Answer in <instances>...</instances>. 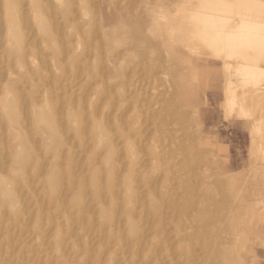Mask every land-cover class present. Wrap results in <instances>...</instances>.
<instances>
[{
  "label": "rangeland",
  "instance_id": "374dc122",
  "mask_svg": "<svg viewBox=\"0 0 264 264\" xmlns=\"http://www.w3.org/2000/svg\"><path fill=\"white\" fill-rule=\"evenodd\" d=\"M31 1L13 0L11 4L18 24L26 35V46L21 55L7 46L6 4L4 0H0V101L11 96L5 89L9 84L10 93L24 105L18 124L24 134L22 138H18L15 133L10 132L13 126L1 113L0 104V191L3 180L9 183L3 187L14 191L12 200L0 195V264H208L207 258L210 255L203 235L208 226L190 223L191 219L194 221L200 208H205L203 212L209 213L223 204L225 214L221 219L217 218L219 226L214 230V235H224L225 238V229L229 226L236 228L239 220L246 214V209H243L239 196L229 200L220 190L216 193L217 197L215 194L212 199L202 201L196 197L185 207V186L188 183L193 187L197 186V191L200 185H196L200 177L197 164L200 175L206 174L204 177L211 182L228 181L229 176H232L239 180L241 190L247 188L252 174V167L248 163L249 131L241 128V121L225 119L221 101L217 99V91L214 89L203 94L202 102L197 108L185 104L184 98L186 100L187 96L185 92L183 95V90L178 86L173 88L175 79L170 74L179 67L183 68L184 64L178 67L173 63L171 65L167 60L168 55L162 49L153 50L150 57L146 58V62H153L155 68L149 71L137 65L126 68V55L130 53L127 49L119 50L113 57L102 54L107 34H113V27L104 29L106 32L102 30L103 8L125 19L137 15L145 0H62L61 5L57 0H35L53 27L57 40L63 43L59 53L54 52L52 42L38 32ZM150 1L156 3L159 0ZM162 1L164 4L168 2H160ZM174 1L169 0V3ZM156 12L152 19L144 18L142 21L146 30L152 29L151 20H155L154 30L157 31V26L168 18L165 10L162 12L167 16L161 11ZM73 33L76 34L74 38H69ZM77 36L86 44L78 58L75 54V45L79 43ZM97 59L101 61L97 78L89 82L87 72ZM161 67L168 68L170 73L162 72ZM22 74L25 78L21 82L18 76ZM170 80L173 82L171 85ZM153 86H156L155 89ZM103 87L105 92L94 97ZM117 88L123 89L121 95ZM173 90L180 92L173 94ZM47 99L51 102L45 109L49 114L56 115V126L62 135L57 142L48 135L39 133L32 121L33 111L43 108ZM80 100L84 105L79 110ZM93 100L96 103H92ZM107 103L111 104V109H108L105 116L109 124L107 129L113 136L112 145L116 147L115 150L104 147L97 152V138L91 125L94 118H101V111ZM167 105L172 107L169 112H176L178 108L179 113L181 111L182 115H186L187 124L184 123V118L183 124L181 123V113H169ZM180 108L186 112L183 113ZM69 109L77 110V117L85 124L80 136L82 141L68 127L64 116ZM165 113L169 115L166 114L167 118L163 119L166 117ZM157 122L159 124L155 126L154 123ZM168 129L170 130L167 131ZM201 131L204 140L210 137L209 141H216L218 145L213 146L207 140L202 148L199 147ZM164 136L170 140L173 138L172 141L177 137L178 143H172L169 139L164 143ZM196 136L197 146L189 139ZM187 139L188 144L192 142V148L198 152L189 146L191 143H183ZM44 140L50 143L47 150L43 147ZM128 145H132L134 149L137 147L139 151L141 149V157L137 162L139 164L136 163V186L129 192L130 195L138 190V196L134 193L136 197L130 205L125 199L128 196L124 187V178L134 166L126 154ZM187 147L196 153L190 149L191 155L193 154L191 156ZM223 147L228 149L226 155L219 151ZM22 151L26 152L25 161L18 164L15 159ZM109 155L113 159L110 166L104 160ZM91 156L94 157L93 161H89ZM225 158L229 159L223 160ZM200 160L203 163L199 164ZM188 163H192V167L189 168ZM53 171L57 172L55 196L48 185ZM243 175L247 176L244 178ZM95 177L96 190L93 185ZM200 189L203 188L200 186ZM103 208L109 211L108 217L101 214ZM129 220L136 224L135 233L129 230ZM187 243H191L192 247L190 256L184 255L181 250ZM255 246L247 245L243 252L232 251L229 256L238 263L243 255H253L248 249L254 248L257 264H264V246Z\"/></svg>",
  "mask_w": 264,
  "mask_h": 264
},
{
  "label": "bare ground",
  "instance_id": "6f19581e",
  "mask_svg": "<svg viewBox=\"0 0 264 264\" xmlns=\"http://www.w3.org/2000/svg\"><path fill=\"white\" fill-rule=\"evenodd\" d=\"M4 1L6 4L5 11H6V26H7V43H8L7 46L9 47L10 50L22 55V53L24 52L25 46H26L25 45L26 35L24 31L22 30V28L20 27V25L18 24V19H17L16 14L13 13V10L11 7L13 0H4ZM160 1L161 0L158 1L159 3L158 2L154 3L150 0L143 1V4H142L143 6L141 7V11L138 12L137 15H134L132 17H127L125 19H122L117 13L116 15L114 12H109L107 8H103L102 10V17H103L102 18L103 19L102 28L103 29L102 30L103 32H106L104 31V29L113 27V30H112L113 34L112 35L111 33L107 34L106 39H105V49H102L103 51L102 54H105L108 57H113L115 53L120 52L119 50L123 48L127 49L130 53L126 55L127 56L126 57L127 60L125 59V62L127 64L126 68L128 66L129 68H131L132 66L137 65L138 67H143L144 69H147L149 71L152 68H154L153 66L154 64L151 61L146 62V58L150 57L149 55L153 50L158 51L159 49L160 50L162 49V51L166 52V54L168 55L167 60L168 62H171V65L173 63L174 65L178 67V66H181V64H184L183 68L180 69L179 67V69L175 71H173L172 69L173 67H172L171 69L173 72L171 73H170V70L166 67H161V69H162V72L170 73L174 77L173 79H175V81L172 80L174 82V87L172 86L173 88H175V85H176L180 89L183 90V95L185 92V95L187 96L186 100L184 98L185 102L183 101L185 104L189 106L191 105L192 107L197 108L202 102L203 94L207 92V90L214 89L217 91L216 92L217 99L221 101L220 106L223 109V115L225 119L229 121L232 119L241 121L242 122L241 128L244 127L249 131L250 148H249V162L248 163H249V167H252V172H251L252 174L249 177L250 182L247 188L244 186L245 189L241 190L240 185L238 184L239 180L237 181L236 180L237 178L232 177V176H229V178L227 179L228 181H221V182L218 181V183L211 182L209 179L207 180V177H204L206 174L204 176L202 174L200 175L201 171H199V166L196 164L197 169H198L197 173L200 172L199 173L200 177L198 178V183H196V185L197 184H200V185L197 191L195 190L197 187L196 185H195L196 187H193L192 184L188 183L185 186V190H186L185 193L187 194L185 207H188L191 203V200H193V198H196V197L200 201H202L203 199H206V200L212 199V196L215 195L218 190L224 193L225 196L229 198V200L232 197L234 198L235 196L236 197L239 196L241 198L240 199L241 202H243L242 203L243 209L244 210L246 209L244 211L246 214L245 215L243 214L244 217L239 220V224L236 228L230 227L228 225L229 227L225 229V235L227 233L225 238L223 237L224 235L223 236L214 235V233H216L214 232V230L217 229L219 226L217 224V221H218L217 218L220 217L219 219H221V216L225 214L226 208L223 204L218 205L212 212H209V213L208 212L204 213L203 211L205 210V208H200L199 213H198V216L200 217L197 216L195 217V219L193 218L194 221L191 219L190 223L195 222V224L197 225L207 224L208 226L207 230H205L203 233V235L206 237L205 246L209 250L208 254L210 255L209 257L207 256L208 254L206 255L208 257L207 259H209L208 264H257L258 263L256 259L257 256H255L256 249L254 248L248 249L249 252L253 254L254 256L246 255L245 257L243 255L241 261H239L238 263H235L232 260V257L229 256L232 254H229V253L232 251H237V250H240L241 252H243L244 248L247 247V245L255 246V245L260 244L264 246V57H262V54H261L262 45L259 43L258 39L256 38L255 32L251 31V28L253 25L264 23V8H261L260 6L262 3H264V0H175V1L172 0L174 1L172 2V4H170L168 0V2L166 1L167 3H169L168 5H166L167 4L166 2L164 4L163 3L164 1L162 2ZM31 2H32L33 11H34L35 24L37 26L38 32L41 33L45 39L52 42V47H53L52 49H54V52H57V53L61 52L62 51L61 46L63 45V43L62 41L57 40V36L54 33L53 27L49 24L47 19L44 17L43 13L41 12L42 10L40 9V6L37 4L38 1L32 0ZM57 3L61 5L62 0H57ZM163 10L166 11L168 16L166 15L165 12H162ZM156 11H161L168 18H165L164 22L161 21L162 23L161 25H159L160 27L157 26L158 27L157 31H155L156 30L155 29L156 22H154L155 20L154 21L151 20L152 29L146 30V27L143 25L144 23L142 21L144 20V18L152 19L153 15H156L154 14ZM242 29H245V31L242 33L244 36L243 40L231 41L227 39L230 36L241 34ZM110 32H111V29H110ZM75 33L69 35V38L71 37V39H73L74 36L76 35ZM205 33H210L213 37L216 38L215 41L210 43L209 41L204 39ZM79 39L77 36V42ZM75 46L77 47V51L76 52L74 51V52L77 55L76 57L78 58V56L82 54L81 52L85 50L86 44L79 40V43ZM71 47L72 46H69V48ZM243 50L246 51V55L235 54V52H230V51H243ZM100 65H101L100 59L93 61L92 68H90V70H88L87 72V79L89 82H92V80L97 78L96 75H98L97 71ZM22 67H23L22 64H20V68ZM36 69L35 70L38 71V65ZM24 78H25V75L23 74L18 76V80L21 82L24 81ZM173 82H171L170 80V85ZM9 87L10 85L7 84L5 89L8 92V95L11 94V96H6L4 99L0 101L1 113L5 117H7L8 121L10 122V124H12L14 128L13 130L11 126L12 129L10 132L15 133L16 137L22 138L24 133L20 130V126L18 124H19V119H20V114H21L20 111L24 109V105L22 101H19L20 100L19 98H17L15 95H12V93H10L11 90ZM155 87L156 86H153L154 89ZM103 90H104V87L102 88V91L101 92L99 91L98 93H96L94 97H98V95L100 96V94L105 92ZM117 90H118V93H120L119 95L123 93V89L117 88ZM178 91L180 92V90ZM178 91L175 90L174 92L173 90L174 92L173 94H177L176 92ZM173 94H172V97H173ZM163 96H166V95H163ZM49 102L51 101L47 99L45 101V104H44L45 106L43 108L35 109L33 111L34 114H33L32 121L39 133H41L42 135H48L49 137L53 138L55 142H57V141H60V139L62 138V135L59 134V131L56 126V115L54 113L49 114L47 112V109H45V107L48 106ZM94 102L96 103V101L93 100L92 103ZM83 105H84L83 101L80 100L79 110L83 108ZM161 105L159 107H161ZM169 106L167 105V108H166L168 112H169V108H172ZM177 106H179V104ZM164 107H166V105ZM182 108L180 109L182 110ZM108 109H111V104L109 105L107 103L105 107L103 108V110L101 111V115H102L101 118L96 119V120L94 118V120L92 121L91 126L93 129V134L97 138V143L95 145V150L97 152L102 150V148L104 147H112L113 150H115V147H116V145L113 147L114 145V144L112 145L113 136L111 137L110 132L107 129V125L109 124L105 116L107 115ZM176 110H177L176 112L179 113L178 111L179 109L177 108ZM184 111L185 110H182L183 113ZM173 112L174 111H172L171 113L173 114ZM176 112L174 113L176 114ZM169 113H165V115L166 114L169 115ZM180 113L178 115H180ZM167 115L165 118L162 116L163 119H166ZM183 115L180 116L182 117L181 118L182 120L183 118L184 119L187 118L186 115H184L185 117H183ZM77 116H78L77 110L69 109V111L66 113L64 117L66 121L68 122V127L70 128L71 132L75 136L79 137L78 140L82 141V138L80 136H81L83 128L85 127V124L84 122L81 123V120ZM153 117H156V116L153 115ZM157 120H158V117H157ZM182 120H181V123L184 122V120L183 121ZM163 121L165 122V120ZM184 123L187 124V119ZM156 124L158 126L159 123L158 122L154 123L155 126ZM160 127L162 126L160 125ZM160 127H157V128L161 131ZM183 128H184V125H183ZM183 128H181L182 131H183ZM169 130L170 129H168L167 131ZM162 136L160 140L162 139ZM165 136L164 138H166ZM168 137L165 140H163L164 143L165 141H167V139L170 138ZM197 137L198 136L194 138H189V139H192V142L194 143L193 145L195 146H197ZM201 137H202V140L199 144V147L202 148L204 146L205 141L207 140L209 141L210 137L207 138V140L206 139L204 140L202 131H201ZM176 138L174 137L175 140L173 141H172L173 138H171V140L169 139V141H172V143H174V141H176ZM128 139L129 138H127V140ZM155 140L156 139H154V141ZM186 142L188 144V139L187 141L183 143L186 144ZM192 142H189V144L191 143V145L188 144L191 148L193 147ZM209 142L213 146L218 145V144L216 145V141H209ZM160 143L162 144V142ZM180 144L182 145L181 142ZM174 145H177V144H174ZM49 146H50V143L44 140L43 147L47 150ZM128 146L129 147L127 149L126 154L134 166L131 165V167L132 166L133 167L132 168L130 167L131 169L129 168L130 170H128L129 172L124 178V187L126 189V192H127L126 194L128 196V197H125V199L127 201V204L130 205L133 201V198L136 197L134 193L137 194L138 192V190H135L134 188L132 190V193L134 190L135 192L133 194H130L131 196L129 195V192L131 191V189L136 186L135 179L138 173L137 165L139 164L137 162L140 160V157H141V149L139 151L137 147L136 149H134L132 145L131 146L133 148L130 145ZM154 149H156V147ZM192 149L191 151L196 153L193 150H197V149L195 148L193 150ZM174 151L177 152L176 150ZM174 151L172 152L174 153ZM191 151L189 152L190 155L192 153ZM219 151H222V153L226 155L225 153L228 152V149L227 147L225 148L223 147V149L221 148ZM144 152L142 154H144ZM111 154H113V151L111 152ZM170 154L172 153L170 152ZM25 155H26V152L24 151L18 153L15 159V162L19 164L20 162L22 163L23 161H25V157H26ZM166 158L169 159V157H166ZM200 158L202 159V157ZM93 159L94 157L91 156L89 158V161H93ZM227 159L225 158L223 160H227ZM104 160L110 166V164L113 161L112 155L107 156ZM200 161L201 162L199 164L203 163L202 160ZM191 164H189L188 166L189 168L190 166L192 167ZM183 166L185 165L183 164ZM155 168L156 166H154V169ZM193 168L196 169V167H193ZM205 170H206V167H205ZM246 171L248 172L247 169ZM197 173H193V174L195 175ZM246 176H244V178ZM96 181H97V178L96 177L93 178V185H94L95 190L97 189ZM246 181L245 183H247ZM1 182H2L1 183L2 188L0 191L1 197L7 198L10 200L14 199L13 189L3 187L6 184L8 186L9 183L6 180L5 181L3 180ZM48 185H49L52 195L55 196L57 194V172L56 171H53L51 176L49 177ZM200 186L203 189H200ZM198 190H201L202 192L200 193V191ZM195 191L198 192V194ZM151 193L149 194L150 196H151ZM216 197H217V194H216ZM77 199H79V197ZM222 201L225 202V200H222ZM227 202H228V199H227ZM101 214L106 215L108 217L109 211L103 208L101 211ZM128 223H129L130 232L135 233L137 230L136 224L134 222H131L130 220ZM219 231L221 232V230ZM222 234H224V232ZM191 249H192L191 243L190 244L187 243L182 246L181 250L184 253V255L188 256L189 254L190 256L192 252Z\"/></svg>",
  "mask_w": 264,
  "mask_h": 264
},
{
  "label": "clouds",
  "instance_id": "9594fccd",
  "mask_svg": "<svg viewBox=\"0 0 264 264\" xmlns=\"http://www.w3.org/2000/svg\"><path fill=\"white\" fill-rule=\"evenodd\" d=\"M245 31V29L241 30V34L239 35H233L228 37L227 39L231 40V41H240L244 39L243 36V32ZM251 31H254L256 34V38L258 39L259 43L264 46V23H259V24H255L252 26ZM204 39H206L207 41L214 42L215 41V37H213L210 33H205L204 34Z\"/></svg>",
  "mask_w": 264,
  "mask_h": 264
},
{
  "label": "snow or ice",
  "instance_id": "6c2138e0",
  "mask_svg": "<svg viewBox=\"0 0 264 264\" xmlns=\"http://www.w3.org/2000/svg\"><path fill=\"white\" fill-rule=\"evenodd\" d=\"M260 6H261V8H264V3H262ZM230 52H235V54L246 55L245 50H243V51H230ZM261 54H262V57H264V46H262Z\"/></svg>",
  "mask_w": 264,
  "mask_h": 264
}]
</instances>
